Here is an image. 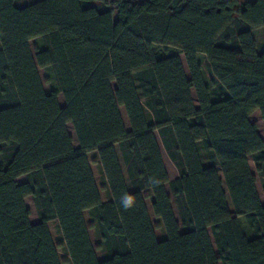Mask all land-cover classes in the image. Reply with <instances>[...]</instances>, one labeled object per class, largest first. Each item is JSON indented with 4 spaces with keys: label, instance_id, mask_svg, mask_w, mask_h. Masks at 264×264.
<instances>
[{
    "label": "trees",
    "instance_id": "trees-1",
    "mask_svg": "<svg viewBox=\"0 0 264 264\" xmlns=\"http://www.w3.org/2000/svg\"><path fill=\"white\" fill-rule=\"evenodd\" d=\"M257 29L264 0H0V264H264Z\"/></svg>",
    "mask_w": 264,
    "mask_h": 264
},
{
    "label": "rangeland",
    "instance_id": "rangeland-1",
    "mask_svg": "<svg viewBox=\"0 0 264 264\" xmlns=\"http://www.w3.org/2000/svg\"><path fill=\"white\" fill-rule=\"evenodd\" d=\"M15 3L18 6H22V5H24L26 3V0H15ZM113 18H114V20L116 19L115 14L113 15ZM252 35H253V38H254V40L256 42L257 49L259 51L262 50L263 47H264V29L254 30ZM38 44H39L38 40H32V41L29 42V46H30L32 54H34V47L37 46ZM199 59H200L201 62H203L202 56H200ZM181 60H182L184 72H185L186 76H188V72H187L186 66H185V64L183 62V59L181 58ZM203 69H204V65H203ZM38 73H39V76H40L44 91L46 93H50L52 90H54L55 87H54V83H53V79H52L50 71L47 70V69H38ZM204 73H205V70H204ZM112 87L114 88V83H112ZM192 95H193V100H194V102L196 104L194 94H192ZM58 102H59V104L61 106L64 105L63 98H62L61 95H58ZM119 111H120V114L122 116V119H123L125 127L128 128V122H127V119H126V116H125L123 108L120 107ZM249 120L257 126V131H258L260 137L264 141V119H262L260 117V114L256 111V112L251 114V116L249 117ZM67 130L69 131V133L73 137V145L76 147L77 144H76V141H75V138H74V135H73L72 127L70 125H67ZM155 137H156L157 142L159 144L161 157H162L163 164H164L165 170L167 172V175H168L170 180H173V179H175L177 177V171L174 168L173 164L168 159L167 155L165 154V151L162 148V146L160 144V141L158 139L157 133H155ZM248 162H249V166H250V169H251L252 173L256 177V184L255 185H256L258 196H259L262 204H264L263 187H262L261 179H260L259 175L257 174V172L255 170V163L253 161V157L252 156H250L248 158ZM121 165H122V162H121ZM122 169H123V172H124V176H125V178L127 180V176L125 174V169H124L123 165H122ZM165 188H166V191H167L168 195L171 197V206H172L175 218L179 222V217H178V214H177L175 202H174V199H173V197L171 195L170 189H169L168 185H166ZM25 204H26V207L30 211V217H29L30 222L32 224L37 223L38 222V216H37V211H36V208H35L33 200L31 198H28L26 200ZM228 205H229V203H228ZM56 230L58 232V235L60 236L58 227L56 228Z\"/></svg>",
    "mask_w": 264,
    "mask_h": 264
},
{
    "label": "crops",
    "instance_id": "crops-1",
    "mask_svg": "<svg viewBox=\"0 0 264 264\" xmlns=\"http://www.w3.org/2000/svg\"><path fill=\"white\" fill-rule=\"evenodd\" d=\"M248 1H250V0H240V2H242V3H243V2H248ZM24 180H25V177H20V178L17 179V181H18L19 183L24 182ZM28 198H30V197H26L24 201L26 202V200H27Z\"/></svg>",
    "mask_w": 264,
    "mask_h": 264
}]
</instances>
